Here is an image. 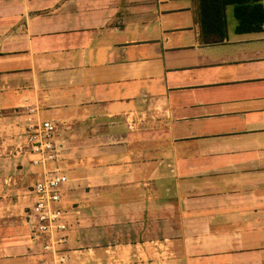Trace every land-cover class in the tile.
<instances>
[{
  "label": "crops",
  "instance_id": "1",
  "mask_svg": "<svg viewBox=\"0 0 264 264\" xmlns=\"http://www.w3.org/2000/svg\"><path fill=\"white\" fill-rule=\"evenodd\" d=\"M196 3L0 0V264L41 256L21 106L58 123L70 264H264V25Z\"/></svg>",
  "mask_w": 264,
  "mask_h": 264
},
{
  "label": "built area",
  "instance_id": "2",
  "mask_svg": "<svg viewBox=\"0 0 264 264\" xmlns=\"http://www.w3.org/2000/svg\"><path fill=\"white\" fill-rule=\"evenodd\" d=\"M21 107L16 114L24 118L9 138V146L13 156L28 158L30 165L39 168L20 196L30 244L41 255L32 264H70L66 250L69 221L62 204L67 176L59 163L62 147L57 138L58 123L39 119L37 106Z\"/></svg>",
  "mask_w": 264,
  "mask_h": 264
},
{
  "label": "trees",
  "instance_id": "3",
  "mask_svg": "<svg viewBox=\"0 0 264 264\" xmlns=\"http://www.w3.org/2000/svg\"><path fill=\"white\" fill-rule=\"evenodd\" d=\"M198 26L204 34L222 36L225 28V8L233 6L235 31L249 33L261 30L264 10L261 0H196Z\"/></svg>",
  "mask_w": 264,
  "mask_h": 264
},
{
  "label": "rangeland",
  "instance_id": "4",
  "mask_svg": "<svg viewBox=\"0 0 264 264\" xmlns=\"http://www.w3.org/2000/svg\"><path fill=\"white\" fill-rule=\"evenodd\" d=\"M16 111H17V109H16ZM16 111H15V112H16ZM12 135H13V133L9 134V138L12 137ZM22 159H23V158H22ZM23 160L25 161V163L30 164L28 158L23 159ZM25 179H27V178H25ZM25 179H24V181H23L24 183L26 182ZM34 179H35V174H34V173H30V175H28V179H27V181H28V180L33 181ZM28 185H29V184H28Z\"/></svg>",
  "mask_w": 264,
  "mask_h": 264
}]
</instances>
